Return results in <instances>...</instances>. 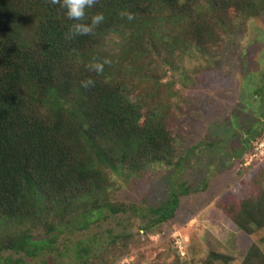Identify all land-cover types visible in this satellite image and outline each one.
<instances>
[{"label": "trees", "instance_id": "obj_1", "mask_svg": "<svg viewBox=\"0 0 264 264\" xmlns=\"http://www.w3.org/2000/svg\"><path fill=\"white\" fill-rule=\"evenodd\" d=\"M263 10L264 0H97L84 22L96 12L104 21L66 39L73 21L58 4L0 0V264H66L69 254L72 264H110L132 236L122 215H137L144 232L168 220L187 186L156 207L112 197L120 176L182 159L167 107L143 112L146 102L135 97V56L163 46L172 67L188 50L217 44L233 12ZM104 58L111 63L103 73L87 70ZM88 77L94 86L81 87ZM234 207L223 205L240 230L264 228V187ZM114 217L115 226L102 225ZM219 259L230 257L211 251L204 264ZM241 264H264L257 244Z\"/></svg>", "mask_w": 264, "mask_h": 264}, {"label": "rangeland", "instance_id": "obj_2", "mask_svg": "<svg viewBox=\"0 0 264 264\" xmlns=\"http://www.w3.org/2000/svg\"><path fill=\"white\" fill-rule=\"evenodd\" d=\"M235 14L217 44L188 50L172 67L165 63L163 46L147 57L135 56V97L146 102L143 112L167 107L182 159L177 167L154 164L139 175L120 176L112 197L156 207L171 189L185 185L189 191L180 196L174 214L152 231L141 229L137 215H122L132 236L110 264H204L211 251L229 256L228 264H241L253 244L264 253V228L242 231L223 208H235L264 187V10L246 18ZM119 219L102 225L113 227ZM69 255L66 264L75 260Z\"/></svg>", "mask_w": 264, "mask_h": 264}, {"label": "clouds", "instance_id": "obj_3", "mask_svg": "<svg viewBox=\"0 0 264 264\" xmlns=\"http://www.w3.org/2000/svg\"><path fill=\"white\" fill-rule=\"evenodd\" d=\"M51 4L59 5L63 9V15L67 20L73 21L69 25V30L66 34V39H74L77 36H86L94 32L95 28L100 25L105 17L102 12H96L91 15L90 22H84L89 19L88 10L92 9L97 0H50ZM128 20L134 18L131 12L125 13ZM111 60L104 58L102 61L93 59L86 68L89 72H95L97 75L103 73L106 64H110ZM81 87L88 88L94 86L95 81L88 77L81 82Z\"/></svg>", "mask_w": 264, "mask_h": 264}]
</instances>
